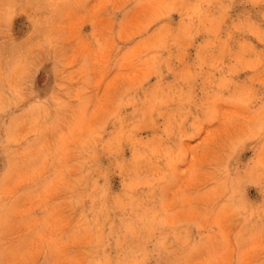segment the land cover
Listing matches in <instances>:
<instances>
[{"label": "rangeland", "instance_id": "374dc122", "mask_svg": "<svg viewBox=\"0 0 264 264\" xmlns=\"http://www.w3.org/2000/svg\"><path fill=\"white\" fill-rule=\"evenodd\" d=\"M0 264H264V0H0Z\"/></svg>", "mask_w": 264, "mask_h": 264}]
</instances>
